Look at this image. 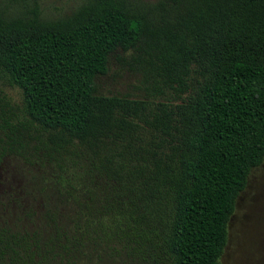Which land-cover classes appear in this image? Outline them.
<instances>
[{
  "label": "trees",
  "instance_id": "1",
  "mask_svg": "<svg viewBox=\"0 0 264 264\" xmlns=\"http://www.w3.org/2000/svg\"><path fill=\"white\" fill-rule=\"evenodd\" d=\"M116 52L160 100L96 93ZM0 79L21 95L20 113L0 106V162L58 167L49 198L1 219L0 264H219L264 158V0H78L55 17L8 0Z\"/></svg>",
  "mask_w": 264,
  "mask_h": 264
},
{
  "label": "rangeland",
  "instance_id": "2",
  "mask_svg": "<svg viewBox=\"0 0 264 264\" xmlns=\"http://www.w3.org/2000/svg\"><path fill=\"white\" fill-rule=\"evenodd\" d=\"M7 1L0 0V3ZM35 1L42 16L55 17L69 13L78 0ZM129 53L116 52L109 58L106 73L95 78L96 93L126 95L147 101L160 100L146 89L140 65L131 59ZM0 106L15 113L21 112L20 90L2 79ZM33 156L35 158L9 155L0 162V221L2 218L12 219L22 211L30 213L31 209L35 210L37 205L51 196L53 186L50 180L58 171L55 155L47 152L43 158L38 154ZM45 159H49V163ZM75 162L76 165L79 163L75 169L80 172L83 166L76 158ZM75 179L73 175L72 183L76 185V190L86 194L88 187L75 183ZM39 185H43L42 191ZM226 230V244L219 264H264V158L250 170L245 187L237 195ZM123 264L133 263L124 261Z\"/></svg>",
  "mask_w": 264,
  "mask_h": 264
}]
</instances>
